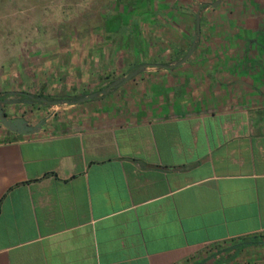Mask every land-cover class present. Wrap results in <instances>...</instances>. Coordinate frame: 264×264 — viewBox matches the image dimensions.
Segmentation results:
<instances>
[{
    "label": "crops",
    "instance_id": "crops-1",
    "mask_svg": "<svg viewBox=\"0 0 264 264\" xmlns=\"http://www.w3.org/2000/svg\"><path fill=\"white\" fill-rule=\"evenodd\" d=\"M215 1L113 0L58 45L32 94L177 61L201 11L182 65L60 107L34 136L0 126V264H264V0ZM50 111L7 107L31 125Z\"/></svg>",
    "mask_w": 264,
    "mask_h": 264
},
{
    "label": "rangeland",
    "instance_id": "rangeland-1",
    "mask_svg": "<svg viewBox=\"0 0 264 264\" xmlns=\"http://www.w3.org/2000/svg\"><path fill=\"white\" fill-rule=\"evenodd\" d=\"M38 1L40 7L33 0H0V92L14 88L30 94L37 91L33 80L36 73L39 78L47 76L50 68L46 71L45 67L56 55L58 45L61 52L66 51L74 38L57 40L59 30L66 24L73 25L84 12L97 7V0ZM38 25L40 34L36 32ZM76 37H83V32ZM51 93L55 96L53 89ZM22 106L27 112L39 107L46 109Z\"/></svg>",
    "mask_w": 264,
    "mask_h": 264
},
{
    "label": "water",
    "instance_id": "water-1",
    "mask_svg": "<svg viewBox=\"0 0 264 264\" xmlns=\"http://www.w3.org/2000/svg\"><path fill=\"white\" fill-rule=\"evenodd\" d=\"M222 0H217L210 4L216 7ZM200 22L201 11H199L195 18V34L186 54L179 60L170 62L168 64L157 63H144L137 66L130 73L118 77L112 82L105 84L102 89L87 94H80L72 97H56L45 98L39 95L26 93L23 91H2L0 92V126H2L8 133L15 134L20 137H31L38 134L46 125L47 120L55 113L60 107L77 106L89 101L107 97L111 93L117 91L127 82L133 80L140 74L149 70L166 69L173 70L176 67L185 63L190 55L195 51L200 37ZM11 105H27V106H41L50 109L51 111L35 125H31L23 117L9 118L5 113L4 108Z\"/></svg>",
    "mask_w": 264,
    "mask_h": 264
},
{
    "label": "trees",
    "instance_id": "trees-1",
    "mask_svg": "<svg viewBox=\"0 0 264 264\" xmlns=\"http://www.w3.org/2000/svg\"><path fill=\"white\" fill-rule=\"evenodd\" d=\"M113 1V0H97V4H96V8H92V11H88V12H84V14H82V16H80L81 18H79L78 20H75V22L73 23V25L66 24L64 25L65 28H63L62 30L60 29L59 32L57 33V37L56 39H63L66 36H71L72 34H77L80 32H83V23L85 24V26H90V27H98L102 24V21H104V18L101 17V15L97 12L98 7L100 5H106L108 2ZM34 5H36L37 7H40V1L38 0H33L32 2ZM42 7V6H41ZM74 13V17H75ZM63 27V25H62ZM36 32L40 34V27L39 25L36 26ZM114 79H108L109 82H111ZM39 96L41 97H45V98H56V97H72L71 95L68 96H51V95H47L44 93H38Z\"/></svg>",
    "mask_w": 264,
    "mask_h": 264
},
{
    "label": "flooded vegetation",
    "instance_id": "flooded-vegetation-1",
    "mask_svg": "<svg viewBox=\"0 0 264 264\" xmlns=\"http://www.w3.org/2000/svg\"><path fill=\"white\" fill-rule=\"evenodd\" d=\"M7 107L8 106H6L5 108H4V110H5V113L7 114V116H8V113H7ZM10 118V117H9Z\"/></svg>",
    "mask_w": 264,
    "mask_h": 264
}]
</instances>
